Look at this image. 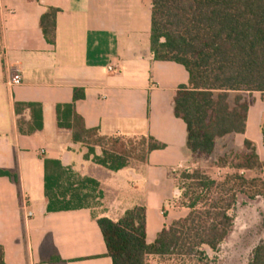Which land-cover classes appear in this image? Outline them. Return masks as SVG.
<instances>
[{
    "label": "crops",
    "instance_id": "obj_1",
    "mask_svg": "<svg viewBox=\"0 0 264 264\" xmlns=\"http://www.w3.org/2000/svg\"><path fill=\"white\" fill-rule=\"evenodd\" d=\"M49 7L58 9L54 43L39 26ZM151 10V0H0V169L18 178L0 176L2 264H112L98 218L117 221L124 210L143 205L147 242L174 220L159 210L174 195L170 172L190 158L185 123L172 108L188 73L179 63L153 58ZM12 71L21 83L11 87ZM74 88L83 90L82 98L73 100ZM244 96L245 130L233 135L238 145L251 141L264 162V92ZM15 102L41 105V131L18 132ZM71 102L99 135L151 137L163 147L147 151L138 170L110 171L86 160V148L56 125V106ZM45 158L96 180L99 205L46 212Z\"/></svg>",
    "mask_w": 264,
    "mask_h": 264
},
{
    "label": "trees",
    "instance_id": "obj_2",
    "mask_svg": "<svg viewBox=\"0 0 264 264\" xmlns=\"http://www.w3.org/2000/svg\"><path fill=\"white\" fill-rule=\"evenodd\" d=\"M151 3L149 43L153 58L179 63L188 73V83L173 93L172 108L174 115L185 123V145L195 166L200 159L213 154L218 139L244 132L249 105L244 93L264 92V0ZM57 12L58 9L49 7L40 16L41 32L49 43H54ZM83 95L82 89L74 88L73 100ZM55 111L57 127L69 130L72 142L86 148L84 159L110 171L128 167L131 159L144 162L147 151L163 147L151 137L99 135L97 129L85 127L74 102L57 105ZM14 113L20 134L42 130L39 103L15 102ZM262 135L264 141L263 129ZM212 164L234 171L221 180L211 178L198 166L174 173L178 205L187 212L163 226L152 242L146 241L143 205L124 210L117 221L98 218L96 222L112 264H146L149 256L165 264H211L206 249L217 251L231 233V210L238 194L264 198V179L247 178L241 173L260 172L264 168L251 141L244 140L238 151L223 153ZM0 176L18 183L17 175L7 170L0 169ZM97 188L96 180L80 176L57 159H44L46 212L87 207ZM247 264H264V239L252 249Z\"/></svg>",
    "mask_w": 264,
    "mask_h": 264
},
{
    "label": "rangeland",
    "instance_id": "obj_3",
    "mask_svg": "<svg viewBox=\"0 0 264 264\" xmlns=\"http://www.w3.org/2000/svg\"><path fill=\"white\" fill-rule=\"evenodd\" d=\"M232 95L230 99H232ZM127 138V137H126ZM133 138V137H132ZM136 143V141H134ZM241 145L236 143L234 135H227L216 141V146L213 154L207 159H200L195 166L200 167L211 178L216 180L223 179L224 176L234 171L231 167L219 168L213 166V161L217 156L229 151H238ZM142 163L137 159L130 160V167L141 169ZM194 165L191 163V158L188 162L177 168L176 172H170L171 178L174 173L181 169H191ZM194 166V167H195ZM247 178L259 176L264 179V168L260 172L256 171H241ZM174 195L166 204L159 210V215L165 217L166 221L184 216L187 209L180 207L179 191L174 188ZM100 203L98 193L94 192L91 198L88 199L87 206L97 207ZM234 218L233 229L229 236L220 244L217 251L206 249L207 255L212 260L211 264H247L252 249L262 239H264V198L256 196L248 198L244 194H238L236 204L231 210ZM146 264H165L155 256H149Z\"/></svg>",
    "mask_w": 264,
    "mask_h": 264
},
{
    "label": "built area",
    "instance_id": "obj_4",
    "mask_svg": "<svg viewBox=\"0 0 264 264\" xmlns=\"http://www.w3.org/2000/svg\"><path fill=\"white\" fill-rule=\"evenodd\" d=\"M108 68L111 69V67H108ZM20 83H21L20 73L17 71H12L7 79V84L12 87L15 85H19Z\"/></svg>",
    "mask_w": 264,
    "mask_h": 264
}]
</instances>
